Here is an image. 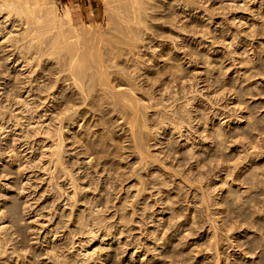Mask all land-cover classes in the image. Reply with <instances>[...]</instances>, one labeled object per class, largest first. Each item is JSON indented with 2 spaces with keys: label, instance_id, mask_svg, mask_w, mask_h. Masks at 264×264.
Listing matches in <instances>:
<instances>
[{
  "label": "rangeland",
  "instance_id": "1",
  "mask_svg": "<svg viewBox=\"0 0 264 264\" xmlns=\"http://www.w3.org/2000/svg\"><path fill=\"white\" fill-rule=\"evenodd\" d=\"M93 5L0 15V264H264V0Z\"/></svg>",
  "mask_w": 264,
  "mask_h": 264
},
{
  "label": "bare ground",
  "instance_id": "2",
  "mask_svg": "<svg viewBox=\"0 0 264 264\" xmlns=\"http://www.w3.org/2000/svg\"><path fill=\"white\" fill-rule=\"evenodd\" d=\"M31 3L35 5H40L45 8V10L47 11V18H46L47 20L44 26H40L37 24L36 21L31 20L29 17H25V18L23 17L22 25H25L24 26L25 29H24L23 34L20 36L19 41L22 42L20 49L27 48V53H31L32 55H36L39 59H42L44 58V55L48 57V53L46 52V49L43 47V45L38 44L37 41L41 39L47 32H57V33L62 34L63 33L62 26L64 24L63 23L64 18L65 17L70 18V10H67L68 7L66 6L64 7L63 9L64 11L62 13L58 9L59 7H57L56 5H54L53 7L52 6L48 7L47 0H0V15L2 13H5V15H8L16 7H25V6L27 7V10L30 12L31 9L28 6ZM61 43L62 42L60 40L56 39V42L53 44V46L60 47ZM183 55H184L183 57L184 59H189V60L191 59L190 54L188 52L183 53ZM11 56H13V54H11ZM9 58L10 56H8L7 59ZM24 63L26 64V62L22 60V64ZM68 72L70 73V79L72 80L73 85H76L78 80L80 79L79 78L80 76L75 71V67L71 66ZM2 229L3 228L0 227V230Z\"/></svg>",
  "mask_w": 264,
  "mask_h": 264
},
{
  "label": "crops",
  "instance_id": "3",
  "mask_svg": "<svg viewBox=\"0 0 264 264\" xmlns=\"http://www.w3.org/2000/svg\"><path fill=\"white\" fill-rule=\"evenodd\" d=\"M70 9L72 22L86 20L94 15V0H61ZM66 4V5H65Z\"/></svg>",
  "mask_w": 264,
  "mask_h": 264
}]
</instances>
